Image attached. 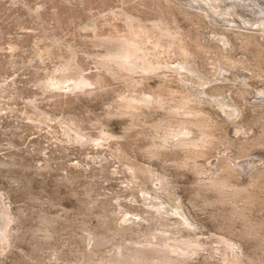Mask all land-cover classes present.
<instances>
[{
    "label": "rangeland",
    "instance_id": "obj_1",
    "mask_svg": "<svg viewBox=\"0 0 264 264\" xmlns=\"http://www.w3.org/2000/svg\"><path fill=\"white\" fill-rule=\"evenodd\" d=\"M234 3L0 0V264H264V31ZM127 17L151 70L104 61Z\"/></svg>",
    "mask_w": 264,
    "mask_h": 264
},
{
    "label": "bare ground",
    "instance_id": "obj_2",
    "mask_svg": "<svg viewBox=\"0 0 264 264\" xmlns=\"http://www.w3.org/2000/svg\"><path fill=\"white\" fill-rule=\"evenodd\" d=\"M227 1L235 2L234 5L238 4V5L243 7L244 11L242 13L244 14V18H246L247 22H249V23L252 22V23H250V26H248V27H252L253 25L260 24L263 27L262 31H264V23H263L264 22V0H245V1L244 0H227ZM227 11H229V10H227ZM233 13L231 11L228 14H226L225 16L229 17ZM257 19H260L263 22H260V20L254 21ZM127 20L129 22V28H130L129 33H130V35L129 36L126 35L125 37H119V36L110 37V42H112L114 44L115 51L113 53H108L106 55L104 61H106V63H108L110 65L117 66L120 69H125V70H128L130 72H137L140 70L141 71L151 70L152 69L150 67L151 65L149 66V64L151 63L150 62L151 60L149 59L148 52H146L144 49L145 46L147 45L146 44L147 40H145V35H147V33H146L147 29H146L145 25H143V22H141V21L140 22L142 24L134 25L133 21L130 19V17H127ZM224 22H225V24L226 23H232L231 21H224ZM247 22H245V23L247 24ZM154 26H155V28H159L160 31H162V33H164L163 35H167V31H169V30H166V28L163 25L157 23V24H154ZM243 27H245V26L243 25ZM161 37H159L156 40L157 44H161V39H162ZM160 47H161V45H160ZM60 79L64 80L65 82H69V84H67V86H68V88L73 89V90L84 89L85 87L88 86V83H89V81H86V79H84V78L77 79V80L72 79L74 81V83L70 78L69 79L68 78L67 79L66 78H59V80ZM70 81H72V82H70ZM70 83H72V84H70ZM135 98H136V100H133V99H130L128 101L126 100L127 103L125 104V108L128 109L127 110L128 112H129V110L137 109L139 104H152V103L157 101L152 96H149L146 94H143V95H141L139 97H135ZM139 108H140V106H139ZM126 109H124V110L122 109L123 112ZM127 111H125L126 114H127ZM128 114H130V113H128ZM188 124L190 125V123L187 120H183L182 122H180V126L178 127L180 129L174 130L172 135L173 136H180V137L183 136L185 134L183 132V130L184 129L189 130V128L187 127ZM179 142H180L179 143L180 145H187V143H188L187 140H185L184 138L180 139ZM163 182H165V181H163ZM5 227L7 230V226H5ZM0 231H4V228L0 229ZM96 242H97V240H96ZM186 245H187V247H189V249H185V253L188 255L193 254V252H195V251H193L191 249L192 245H190V244H186ZM149 249L152 251L155 250L157 253L160 254V256L158 258H154V256L152 257V255H151L152 253L150 255L148 254ZM149 249L147 250L146 248H138L134 252H132L126 256L123 255L121 258H118L116 261L118 264H179V260L173 256V253H178V250L172 248L169 244H165L160 248L151 247ZM180 264H181V262H180Z\"/></svg>",
    "mask_w": 264,
    "mask_h": 264
}]
</instances>
